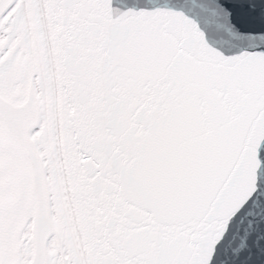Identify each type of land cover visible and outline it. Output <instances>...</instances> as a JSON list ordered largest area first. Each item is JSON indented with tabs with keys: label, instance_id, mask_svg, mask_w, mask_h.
I'll use <instances>...</instances> for the list:
<instances>
[{
	"label": "snow or ice",
	"instance_id": "1",
	"mask_svg": "<svg viewBox=\"0 0 264 264\" xmlns=\"http://www.w3.org/2000/svg\"><path fill=\"white\" fill-rule=\"evenodd\" d=\"M0 264H264V0H0Z\"/></svg>",
	"mask_w": 264,
	"mask_h": 264
}]
</instances>
